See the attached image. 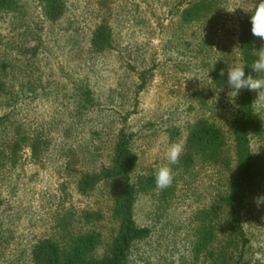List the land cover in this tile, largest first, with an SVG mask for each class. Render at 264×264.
Wrapping results in <instances>:
<instances>
[{"label":"rangeland","instance_id":"rangeland-1","mask_svg":"<svg viewBox=\"0 0 264 264\" xmlns=\"http://www.w3.org/2000/svg\"><path fill=\"white\" fill-rule=\"evenodd\" d=\"M196 2L62 0L63 14L55 22L43 17L37 0H17L15 12L0 13V264H31L32 246L57 240L62 227L67 234L94 229L100 236L94 255L103 253L115 231L110 208L119 181L99 182L85 195L77 182L82 173L109 165L119 128L132 136L134 176L155 178L168 164L169 147L183 145L197 120L222 130L231 155L234 92L227 73L241 65L237 24L256 0H204L207 16L183 22L182 10ZM98 26L109 37L100 52L89 45ZM254 47L264 51V40L254 36ZM216 62L224 64L225 74L217 88L209 79ZM256 98L253 91L263 132L249 147L264 153V107ZM15 138L23 143L10 163L5 149ZM28 140L36 143L33 155ZM169 166L170 187L161 190L155 183L136 195L134 222L149 233L132 245L127 264L223 260L219 254L230 253L231 246L227 213L216 201L228 173L198 163L186 172ZM254 198L240 216L247 240L243 264H264V204L258 207ZM86 211L98 213L99 220L86 224ZM203 211H209L203 220L214 232L206 246L213 257L194 252L196 216Z\"/></svg>","mask_w":264,"mask_h":264},{"label":"trees","instance_id":"trees-1","mask_svg":"<svg viewBox=\"0 0 264 264\" xmlns=\"http://www.w3.org/2000/svg\"><path fill=\"white\" fill-rule=\"evenodd\" d=\"M180 14L185 23L193 22L200 17L207 16L204 0H199ZM43 17L49 22L57 21L63 14L62 0H37ZM260 3L256 0L254 6L240 19L237 24L235 48L241 65H244L246 75L254 78L251 64L257 58L254 47V36L251 33V15ZM208 7L209 3L207 2ZM17 0H0V13H11L17 9ZM90 48L96 52L103 51L109 46V37L104 26H98L89 41ZM224 64L216 62L209 71V79L217 88L225 81ZM228 132L231 141V155L224 149V135L222 130L206 120H197L187 128L183 142V152L179 158L182 172H186L196 163L214 166L228 173L226 187L217 197L218 208L227 213L226 234L231 252L221 253L224 259L212 264H243L242 252L247 245L245 234L240 223L246 200L251 197L264 195V153L253 154L250 151L251 138L261 136L262 125L254 110L253 91L242 89L233 98L232 110L229 117ZM18 137V136H17ZM131 134L119 128L116 133L110 163L98 173H82L77 189L79 194L85 195L99 182L112 179L119 181L117 192L113 198L110 215L115 222L114 234L101 255L95 256L100 244V236L94 229L80 233L67 234L62 227V234L57 240L43 239L34 244L30 250L31 264H127V258L132 245L144 239L149 230L135 224L132 211L136 195L155 185L153 176H134L136 158L130 150ZM21 139L15 138L6 146L9 151L8 160L14 162V155ZM25 145L30 148L31 154L35 151L36 143L28 140ZM232 167V169H231ZM209 211L197 213L198 222L195 231L194 252L213 255L206 249L213 238L214 232L210 221L206 219ZM82 220L87 224L91 220H99L95 212H83ZM212 222V220H211ZM225 233V231L223 232ZM223 252V251H221ZM210 259V258H208Z\"/></svg>","mask_w":264,"mask_h":264},{"label":"clouds","instance_id":"clouds-1","mask_svg":"<svg viewBox=\"0 0 264 264\" xmlns=\"http://www.w3.org/2000/svg\"><path fill=\"white\" fill-rule=\"evenodd\" d=\"M251 33L253 36L264 40V0H260L251 15ZM244 68V65H237L228 69L227 83L233 89L234 95L232 97H235L242 89L254 91L257 93L255 101L264 107V75H256L254 78L251 74L246 75ZM251 69L256 74H264V51L257 52V58L252 61ZM220 75H224L223 70H221ZM258 148L253 152L254 154H258ZM183 150V145L180 143H174L169 147L166 153L168 164L161 166L155 174L157 188L163 190L171 186L174 176L169 165L179 163ZM254 202L258 207L264 204V195L254 198Z\"/></svg>","mask_w":264,"mask_h":264}]
</instances>
